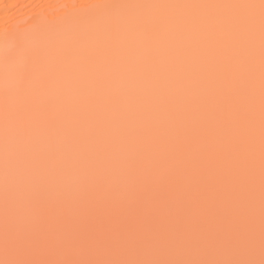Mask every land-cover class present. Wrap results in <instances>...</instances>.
Wrapping results in <instances>:
<instances>
[{
    "label": "snow or ice",
    "instance_id": "1",
    "mask_svg": "<svg viewBox=\"0 0 264 264\" xmlns=\"http://www.w3.org/2000/svg\"><path fill=\"white\" fill-rule=\"evenodd\" d=\"M106 30L148 41L172 31L199 39L189 79L200 92L169 106L163 132L146 127L138 154L118 169L100 148L69 190L56 179L50 147L33 141L42 126L60 135L58 114L34 110L24 95L37 55L26 49L30 20L6 26L4 63L25 59L16 78L21 175L6 177L0 264H264V0L210 5H80ZM141 9L211 10L187 16L126 13ZM259 36V178L256 164V38ZM105 58L108 52L101 54ZM96 83L102 90L105 78ZM91 103V101H89ZM9 118L5 92L6 136ZM76 144L79 140L71 133Z\"/></svg>",
    "mask_w": 264,
    "mask_h": 264
},
{
    "label": "bare ground",
    "instance_id": "2",
    "mask_svg": "<svg viewBox=\"0 0 264 264\" xmlns=\"http://www.w3.org/2000/svg\"><path fill=\"white\" fill-rule=\"evenodd\" d=\"M259 3V0H0V258L3 257L4 195L15 192L21 175V138L17 131L16 78L24 55L4 63L11 42L5 27L30 20L26 49L37 55L33 79L24 94L34 110L41 105L58 114L60 135L49 141L42 126L33 130L34 143L50 147L56 179L65 188H75L94 154L105 149L108 163L119 168L139 153L146 127L165 130L169 106L182 107L200 89L189 72L200 62L199 37L190 31H168L148 41L139 32L122 29L119 36L106 30L104 18L81 17L80 5H210ZM126 13L187 16L211 10L141 9ZM256 164L259 178V36L256 38ZM108 52L107 58L101 54ZM103 76L101 90L96 80ZM9 118L6 136L5 92ZM91 101V103H89ZM71 133L79 140L76 144Z\"/></svg>",
    "mask_w": 264,
    "mask_h": 264
}]
</instances>
